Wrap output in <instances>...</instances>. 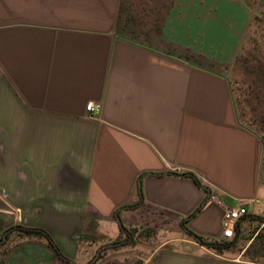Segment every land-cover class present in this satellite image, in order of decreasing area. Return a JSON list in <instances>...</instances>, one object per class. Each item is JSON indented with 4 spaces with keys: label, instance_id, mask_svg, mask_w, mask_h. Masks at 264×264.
I'll return each mask as SVG.
<instances>
[{
    "label": "crops",
    "instance_id": "0c3cea01",
    "mask_svg": "<svg viewBox=\"0 0 264 264\" xmlns=\"http://www.w3.org/2000/svg\"><path fill=\"white\" fill-rule=\"evenodd\" d=\"M263 9L0 0V264H136V242L138 264H264V123L247 125L231 78ZM119 221L131 240L96 259Z\"/></svg>",
    "mask_w": 264,
    "mask_h": 264
},
{
    "label": "trees",
    "instance_id": "16d2710c",
    "mask_svg": "<svg viewBox=\"0 0 264 264\" xmlns=\"http://www.w3.org/2000/svg\"><path fill=\"white\" fill-rule=\"evenodd\" d=\"M238 69L242 70L243 73L246 74V79H243V83L246 82V85L243 87L238 86L235 89L233 88L237 107L239 105V102H242L243 108L241 112L248 116V119H245V122L248 126H251L254 123V120H259L260 122L264 123V59L262 61L258 59L256 64V61L252 62V59H249L239 53L233 63V70L238 71ZM248 79L250 82H248ZM256 82H258V84H256ZM235 83H239V81L236 80ZM254 100H256V104H254ZM254 111H256V114L254 113ZM184 174L191 176L194 180L199 182L197 177L192 173ZM119 226L121 235L117 238V240L123 238L122 235L123 233H125L126 236L122 241L124 243H128L131 240L134 232H132L131 230H127L120 221ZM19 228H21V226H16V229ZM21 229L25 233L47 236V234L42 230L28 227ZM198 239L202 241L200 238Z\"/></svg>",
    "mask_w": 264,
    "mask_h": 264
},
{
    "label": "rangeland",
    "instance_id": "374dc122",
    "mask_svg": "<svg viewBox=\"0 0 264 264\" xmlns=\"http://www.w3.org/2000/svg\"><path fill=\"white\" fill-rule=\"evenodd\" d=\"M253 19L254 21H257V18L255 16H253ZM259 22H260L259 23V33H257L256 31L253 32L252 25H251L248 29V33L244 41V44L242 46V49L240 50L241 55L249 59H252V62L256 61V64H257L258 59L261 58L260 61L264 59V9H263L262 17ZM232 73L233 74L231 78L233 80L234 89L237 88L238 86L243 87L246 85V82L243 83V79H246L245 78L246 74H244L242 70L240 69H238V71L233 70ZM236 80H238L239 83H235ZM248 82H250L249 79H248ZM256 84H258V82H256ZM238 107L242 111L241 109L243 108L242 102H239ZM244 115L243 117H245V119H248V116L246 115L244 116ZM250 236H254L253 240L251 241L252 242L251 249L255 250L256 248V249L263 250V252L262 251L259 252L260 254H263L264 253V231L258 230V227L255 226L252 229H250ZM122 240H123L122 238L119 240H117V238L106 240L105 243L101 245V248L99 249V252L96 255V259L99 256L106 257L108 253L111 254L112 251L123 250V248L120 246L121 244H123ZM125 248H130L131 250H133L132 254L129 257H127L129 258L128 260L132 261V263L135 262L136 264H138L140 262V259L137 256V254L142 253L145 250L144 247L140 243L136 242L135 245H132V246L127 245Z\"/></svg>",
    "mask_w": 264,
    "mask_h": 264
},
{
    "label": "built area",
    "instance_id": "2783aa9c",
    "mask_svg": "<svg viewBox=\"0 0 264 264\" xmlns=\"http://www.w3.org/2000/svg\"><path fill=\"white\" fill-rule=\"evenodd\" d=\"M99 105L92 101L87 102L85 109L88 116L92 117L98 110ZM220 203V199L217 196L211 195L208 199ZM247 210L245 204H240L235 207L225 208L221 217V237L223 240H231L235 236L236 225L241 217L246 214Z\"/></svg>",
    "mask_w": 264,
    "mask_h": 264
},
{
    "label": "water",
    "instance_id": "95a60500",
    "mask_svg": "<svg viewBox=\"0 0 264 264\" xmlns=\"http://www.w3.org/2000/svg\"><path fill=\"white\" fill-rule=\"evenodd\" d=\"M0 209H1V210L12 211V210L10 209V207L7 206V205H5V204H3L2 201H0Z\"/></svg>",
    "mask_w": 264,
    "mask_h": 264
}]
</instances>
